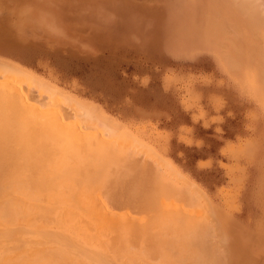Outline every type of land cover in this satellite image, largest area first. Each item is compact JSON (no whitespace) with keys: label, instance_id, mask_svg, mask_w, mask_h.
<instances>
[{"label":"rangeland","instance_id":"obj_1","mask_svg":"<svg viewBox=\"0 0 264 264\" xmlns=\"http://www.w3.org/2000/svg\"><path fill=\"white\" fill-rule=\"evenodd\" d=\"M256 1L264 4L263 0ZM236 2L233 0H0V70L2 67L3 73L6 74V70L7 74L13 72L12 75L18 76L14 74V68H16V73L23 72L29 78L37 80L34 83L30 82L29 85L26 84L28 82L22 81L25 85L22 86L26 88L29 86L28 89L32 86L33 93L30 90L27 93L26 89L25 91L22 89L28 97L29 93L33 94L27 98L29 100L31 98L32 101V96L38 97L39 99L34 98L32 103L35 101L39 105L41 102L38 100L48 103L50 107L56 104V109L59 106L61 114V107L63 111L68 108V114L73 115L71 119L84 112L88 115L90 112L91 118L93 115L100 114L102 118V120L100 117L98 119L102 121H99L100 125L119 126L120 129L119 127L117 129L136 139L142 147L144 145L151 155L155 154L157 157L154 158L155 162L159 160L162 163L157 162L154 166L159 163L158 166L161 167L158 170L164 172L163 176L170 177L172 182L174 179L176 185L185 186L186 190L191 192L192 196L188 198V202L184 199L186 196L183 193L181 195V197L184 195L183 199L174 195L179 198L173 199L174 201L180 200L179 203L184 204L175 203L174 205L173 200L170 199V202L167 198L169 195L166 190L168 187L169 189L173 187H170L171 182L169 183L167 179L165 180L168 181L167 188L159 185L161 190L166 191L167 197L163 199V193H161V201V198H157L159 202L157 199L154 201L156 203L152 201L154 203L152 205L158 206H156L157 210L152 208L151 211L149 207L152 205L149 207L148 204L144 205L146 206L144 208L143 202L136 201L139 205L142 204V207L138 206V208L136 207L138 204L131 202L135 207L132 209L134 212L130 211V207H127L132 205L129 203V198L127 199L129 204L125 203L127 200L124 205L119 201L121 209L129 208L126 211L128 217L117 203L119 208L108 207L107 211L112 213L108 214L114 215L111 216V221L110 217L106 216L113 225L108 229L121 226L120 222L118 223L121 219V224L127 223L125 225L127 229H129L128 222L131 221L133 225L137 224L140 230H144L140 231V235L146 232V235L143 234L139 236L140 239L137 238L139 241L134 238L137 244L130 242L138 251L136 253L132 250L135 256L137 255L136 258L145 256L144 259L142 258L144 263L135 256L132 259H123L121 256L119 260L115 258L116 261L128 263L131 260L130 264H133V261H135L134 264H168L167 262L170 264L185 262L215 264L216 260V264H264V79L256 63L258 59H256L255 45H252L251 50L247 48L249 45L246 40L251 45L253 42L256 44L257 39L255 40L249 30L246 16L242 15L240 9L238 10L239 3L236 8ZM259 10L262 13V10ZM254 65L257 67L254 68ZM11 67L14 71H11ZM3 73L0 71V74ZM0 79H2L0 82L5 80L3 77ZM32 83L37 87H33ZM39 84L42 85L39 86ZM40 87L44 90L47 88V93H43ZM48 88L53 90L52 92L50 90V94H48ZM53 92L55 93L51 95ZM56 93L59 95L58 98H61L59 102L55 97ZM60 95L66 99L65 101L69 99V102L76 103L72 104L75 109H72L73 106L69 103L70 106L68 102L64 105L65 102ZM50 100H54L55 103L54 101L50 103ZM77 103H80V107ZM82 105L84 107H81ZM80 109L83 113H80ZM75 111L80 114L77 112L75 114ZM64 113V116L68 115ZM97 117L94 116L93 120ZM98 120H95L96 123ZM139 155L144 157L140 156V159L144 161L145 158L149 159L148 154L139 153ZM151 160L153 159L150 158L148 162L140 161L139 164L149 163ZM17 166L20 167L16 164ZM23 166H27L30 170L26 172V175L30 173L29 176H32L35 173H32L31 166L22 165V168ZM11 167V175L15 176H12L13 181L18 177V181L15 182L18 185L25 184L26 182L19 183V181L28 179L25 176L24 178L23 174L21 176L18 174L24 169L25 175L27 168H13V165ZM40 170L41 168H39L40 173H46V169ZM50 172L51 170L49 172L47 170L49 177L46 176L47 174L43 175L46 179H43L40 174L37 177L40 176L41 179L35 177L37 174L33 175L34 179L36 178L33 179L34 182L42 180L39 181L40 184L35 182L38 187L40 186L39 190L45 191L50 186L49 190L53 191L49 194L47 189L46 193L42 191L43 195L42 192L39 193L38 198L37 196L34 198L38 200L41 194L37 205L41 200L54 197L60 192L61 187L70 191L69 183L67 186L61 185L60 188L58 185L55 186L58 183L55 181L54 185L50 179L55 171ZM8 174L10 172H6L5 176ZM167 174H170L169 177ZM173 175L175 178H172ZM46 180L50 182L45 183ZM31 183L34 185L31 181L28 185ZM45 184L48 185L46 189ZM148 186L150 188V185ZM35 188H33L34 191ZM28 189L31 191V188L28 187ZM149 191L152 192V190ZM153 193H155L154 190ZM193 193L198 197L193 198ZM52 194L53 196L49 197ZM146 196L139 197L138 200H145ZM164 200L170 203L166 204ZM200 207H202L201 211ZM143 208L144 211H142ZM116 209L124 213L122 217L117 215L120 212ZM188 210L189 213H187ZM140 211L146 215L140 214ZM170 211L176 212L175 214L178 212V216L172 213L175 217L173 218ZM181 212L186 215L181 214L182 217L178 218ZM188 214H190L189 217L195 218L193 221L191 217L192 221H188L189 223L194 224L203 219L202 221L207 224L202 221L197 222V229L194 228L195 225L193 227L189 223L185 224ZM135 215L138 216L135 219L136 222L133 219ZM52 216L48 217V225L40 223L37 226H54ZM176 218L178 221L173 220ZM125 219L128 222H124ZM179 220L184 222L182 226ZM212 220L215 223H211ZM175 221H177L176 224ZM171 224L177 225L176 228L173 229ZM187 224L195 230L187 231ZM124 225L122 226L125 227ZM121 228L119 231L118 228L112 232V236L110 235L108 239L114 246L119 244L124 249L129 243L126 242L123 247V242L119 240L123 239L120 234ZM147 228L149 229L146 230ZM178 228L182 229L184 234L180 230L177 231ZM169 229L173 232L170 233ZM213 231L216 236L213 235ZM115 232L122 238L115 235ZM186 233L190 234L191 238ZM177 234L180 235L177 236ZM195 235L201 239L203 235L209 242L202 243L200 240L201 245L198 244L199 241L195 244V241L200 239H197ZM116 236L117 240H115ZM179 237L185 238L182 244ZM141 239L147 241H141ZM176 240H179L178 243ZM114 241L121 243H114ZM65 242L59 255L65 261L72 262L73 257L70 254L73 246L68 242L66 245ZM175 242L179 246L184 244L185 249L180 250L183 247L180 248ZM147 243L148 245L151 243V246ZM19 244L21 243L17 241L10 246L13 248ZM168 244H172L170 245L172 249ZM205 244L206 246L210 244L208 249L205 248ZM139 249L142 250V255L138 254L141 252ZM206 249L210 252L208 253ZM1 252L0 245V254ZM180 252L183 255L179 256ZM187 252L191 254L192 259ZM14 255H17V252ZM180 257L186 258L183 260ZM63 258H60L62 262H64ZM60 259H58L59 264Z\"/></svg>","mask_w":264,"mask_h":264},{"label":"bare ground","instance_id":"obj_2","mask_svg":"<svg viewBox=\"0 0 264 264\" xmlns=\"http://www.w3.org/2000/svg\"><path fill=\"white\" fill-rule=\"evenodd\" d=\"M233 1L236 2L237 0H233ZM254 1H256V0H239V2H236V4L235 3L234 4L236 5V8L240 4L239 5L240 8L238 7V10L240 9L239 11L242 12V15L246 16V17L245 16L244 17H245V19L247 18V22H248L247 24L249 26V30H250L251 34L255 37V40L257 39V43L255 44V42H253L251 45L246 40L247 44L249 45L247 48L251 50L253 48L252 45H255L254 48H255V53H256V59H258V62H256V63L258 64V68L262 71V73H263L262 76L264 79V15H263L264 14V7H263L264 4H261L258 1H256V2H254ZM257 3H258V5H257ZM256 6H258V7H256ZM259 6H260V8H259ZM262 7H263V9H262ZM208 8H210V7L208 6ZM258 8L262 10V13L260 12V10ZM232 30H233V28H232ZM235 31H236V29H235ZM238 31H240V30H238ZM236 33H237V31H236ZM232 34L236 35L235 33H232ZM234 39H235V37L233 38V40ZM238 40H240V39H238ZM249 41L251 42V40H249ZM258 42H260V43H258ZM236 50L238 51V49H236ZM234 52H235V50H234ZM236 53H238V52H236ZM237 56H238V54H237ZM236 62H238V61H236ZM5 66H7V65H5ZM253 67L255 68L257 66L254 65ZM11 68H10L11 71L15 70L14 74H18L19 77L16 75H12L13 72H12V74H11V72H9L7 74L6 70H5L6 74L3 73L4 68L2 70V67L0 70L3 73V74H0L1 75L0 77H3L5 79L4 80L5 82L4 81L0 82V170H1L0 171V245H1V250H2V252L0 254V256H1L0 257V264H59L58 259L63 258L62 256L59 255V251L62 249L63 243L65 241H66L65 243L68 242V243H70L71 246H73L72 252L70 254L71 257H73V258L71 260L72 262L65 261L64 258H63L64 262H62V259H60L62 264H64L65 262H67L69 264L70 263L71 264H130L129 262L131 260H129V262L127 263V262H122V261H120V262L116 261L115 258L116 259H118L119 257L120 258L123 257V259L124 258L125 259L134 258V256H135L134 252L137 253L138 251L135 250V248L132 246L133 243L130 244V242L136 243L137 241H139L138 239H140V237L143 234L146 235L145 234L146 232L143 233L142 235H140L141 232H143L144 230L143 231L140 230L139 227L137 226V224L133 225L131 221L128 222L126 219L124 222H126V221L128 222L129 229H127L125 226V225H127V223H125V225L121 224L122 223L120 221L121 219H119L118 216L121 215V217H122L124 213L121 212V210H123V208L121 209L122 206H120L119 201L122 202L123 205L125 203H128V200L130 201L129 203L133 202L134 204L135 203L138 204V203L143 202L142 203L143 206L148 204L147 206L149 207V205L156 203V202H154V201H156L155 199L161 198L160 201L162 200V197H161L162 194L161 193H163L162 196H163V199H165L167 197V194L165 193L166 191L169 195L167 197L169 201H170V199H171V201L173 199H176V200L179 199V198L175 197L177 195H178V197H180V199H183L182 197H184V195H185L186 197H184V199L187 202L189 201L188 198H191V196H192L190 194L191 192L187 191L185 186L182 187V185H180V184L176 185V182L174 181V179H173V182H174L173 183L171 178L168 176L170 174H167V176L169 178H167L166 175L163 176L162 173H164V172H161L160 169L158 170V168L161 167V166L159 167L158 165H159V163H162V162H159V160L157 159L158 160L157 162H159V163L157 166H154V164L157 163V162H155L156 160L154 159V158H157L155 156V154L152 153V155H151L150 152L146 148H144V145L142 147V144L137 142L136 139L130 137L128 133H126V134H128V136H127L123 132H121V130H119L120 129L119 126L114 127L113 125H110L113 127H108V125H107V127H105V126H103V124L100 125V123H99L100 120H98L100 117V114L99 115H93V118H91L92 115H90V112H89L90 116L88 114H85V112H84V114H82L83 115L82 116L80 114V113H83V111L81 109H80V113L77 112V111H79L78 108L80 107V103H77V104H79V107L76 108L77 111H75V114L77 112L80 115L75 116V114L73 113L75 118L71 119L73 115L71 113L68 114V112H67L68 108L65 111H63V108L61 107V110H62V114H61L60 113L61 112L60 107L58 106L59 110L56 109L57 108L56 104L54 105V107H52V106L50 107V105L48 103H44V101H42V100H38L39 102H41L40 103L41 105H39L35 101H34L35 103L34 102L32 103L34 98H36V100H37L38 97L32 96L33 100L31 101V98L29 100L28 98L31 97V95H33L32 94L33 92L31 91L32 86H31V89H28L29 86L26 85L27 88L24 87L25 85L22 83V81L28 82L26 84L29 85V84H31L30 82L34 83L37 80L35 81L31 77L29 78V76L25 75L22 71L21 72L24 74V76L19 71L16 73V68H14V70H13V67H11ZM6 69L10 70L8 68H6ZM0 80H2V79H0ZM32 80H34V81H32ZM33 83H32L33 87H37L36 84H33ZM22 85H24V86H22ZM41 85L39 84V86H41ZM43 88H45L44 85H43ZM43 88L40 87L41 91L43 93H45L47 88L45 90ZM22 89H24V91L26 89L27 93L30 90L32 93H29L30 96L28 97V96H26L28 94L24 93V91H22ZM50 90L48 88V94H50L53 91V90H51V92H50ZM54 93L55 92H53L51 95H53ZM56 94L57 95L55 97H56L57 101L59 102V100L61 98L59 97L60 98L59 99L58 93H56ZM63 98L64 97H62V101L65 102L64 105H67L66 102H68V104L70 103L71 105L76 104V103H71L72 101L69 102V99H68V101H65L66 99H63ZM52 101H54V100H50V103ZM54 103H55V101H54ZM62 104H63V102H62ZM60 105H61V103H60ZM75 106H77V105H75ZM81 107H84V106L82 105ZM86 107H88V106H86ZM73 108L75 109L74 106L72 107V109ZM85 108H82V109H85ZM63 112H65V113L67 112L66 114H68V115L64 116ZM69 115L70 116L72 115V116L70 117ZM66 116H67V118H65ZM94 116L95 117L98 116L95 120H98L99 124L96 123L97 121L93 120ZM100 119L102 120L101 117H100ZM100 122H102V121H100ZM118 127H119V129H117ZM139 153H141L142 155H143V153H145L146 155L148 154L149 159L150 158L153 159V160L149 161V163L151 162V164L149 165V163H147L149 160L147 158H145L146 159L145 161H147L146 162L147 164L143 163V162H141L139 164L140 161H144V160L140 159L141 155H139ZM138 156H139V158H138ZM142 157L143 156H141V158ZM136 158H137V160H135ZM138 159H140V160H138ZM16 164L20 165L21 169L27 168V171L25 170V175H24V169H23V171L21 170V173L19 172L20 174H18V176L19 175L21 176L23 174V177L25 176L28 180L25 179L24 181H19V183L20 182L21 183H23V182L27 183V181L30 180L31 182L34 183V185L31 183L32 186L30 187L31 184L28 185V183L30 181L27 183L28 186L26 185L27 188H26V186H24L26 183L22 184V185H18L17 182H15V181H18V177L16 178V180L14 179V181H13V178L15 176L11 175L12 174L11 173L12 172L11 166L13 165V168L19 167V166L16 167ZM144 164H146V165H144ZM22 165L31 166V168L33 170L32 173L35 172L34 174L35 175L37 174L35 177L40 178V179H41V177H43V179H46V176L49 177V175L47 174V170H48V172H49V170H51V172H52V170L55 171V173L51 174V176H50L51 181L54 182V183L53 182L52 183L54 185L56 183H58L55 186L58 185L59 188L61 187V185L67 186L69 183V185H71L70 191L64 190V189H62L63 187H61L60 188L61 190L59 189L60 192L56 193L54 197H52L51 199H47V200L46 199L41 200L39 202V205H37L38 200L41 199V194H40V198L38 200H36L34 198L36 196H37L36 198H38L39 193H41L42 191L46 193L47 189H48V192L50 194L52 189L50 191L49 190L50 186L47 187L48 185L45 184L46 186H44V188L46 189V187H47V189L44 191L43 187H41L43 190H39L40 186L38 187V184H40L39 181L41 182L42 180L35 181L36 183L38 182V184H35L34 180L36 178L34 179V176H33L34 174H32L33 177L29 176V175H31L30 173H29V175L28 174L26 175V172H28L30 170L27 166L26 167L23 166V168H22ZM7 166H10V167H7ZM4 167H5V169H4ZM34 167H35V169H37L36 171H34L35 170ZM38 167L41 168V170L46 169L45 170L46 173H43V172L40 173ZM2 169L5 170L4 173L2 172L3 171ZM6 169H7V171H6ZM6 172H8V173L10 172V174H8L9 176L8 175L5 176ZM169 173H170V171H169ZM39 174H40V176L41 175L42 176L37 177ZM44 174L45 175L47 174L45 176V178L43 176ZM12 176H14V177L12 178ZM27 176H29V177H27ZM173 176L174 177H172V178H175V175H173ZM30 177H32V178L29 179ZM167 179H168L169 183L171 182V184H172V185L169 184L170 187L173 186L174 188L172 187L171 189H169V187H168L169 185L166 186V183H168V181H165V180H167ZM19 180H21V178ZM49 180H46L45 183L50 182ZM55 181H56V183H55ZM180 182H178V183H180ZM14 183H16V184H14ZM113 183H116V184H113ZM42 184L43 183H41V185ZM111 184H112V186H111ZM174 184L177 187V189L174 186ZM148 185H150V188ZM159 185L165 186L166 188L168 187V189L165 191L163 189L164 187H162V189L164 190L163 191V190H161ZM151 186H153L154 188L153 187L151 188ZM28 187L31 188V191L28 189ZM34 187H36L35 188L36 192L33 189ZM37 187H38V189H37ZM145 187L146 188L148 187L149 189L147 190ZM57 188L58 187H56V189ZM143 188H145L144 190H146V191L141 190ZM149 190H152V192ZM153 190L155 193H153ZM174 191H176V192H174ZM180 191H181V194H180ZM37 192H38V194H36ZM43 192H42V195H43ZM171 192H173V193L171 194ZM177 192H178V194H177ZM182 193L184 195L181 197ZM164 194H165V196H164ZM46 195H48V194H46ZM144 195H147L146 196L147 198L145 200L150 198L149 200H147L148 202L147 201L145 202L144 199H142L143 201L138 200L139 197H142ZM193 195H194L193 198L198 197V195L195 193H193ZM195 195H197V196H195ZM51 196H53V194L49 195V197H51ZM124 198H126V199L123 200ZM159 199H157L158 202H159ZM121 200H123V201H121ZM126 200H127V202H125ZM136 201H139V202L137 203ZM166 201H165L166 204L171 202V201L170 202H168V201L166 202ZM179 201L176 202L173 200L172 202H174V205H175V203L178 205ZM196 202H197V200H196ZM116 203L120 206V209H121L120 211L116 209L117 212H120V214L117 213V215H118L117 218L119 219L118 223L120 222L121 226H118L119 229L116 227V229L113 228L110 230L108 228L113 227V225L110 224L111 223L110 221L112 219L111 216H114V215H109L108 213H111V212H109L107 210H108V207H110V206L111 207L115 206V208L116 207L119 208V206ZM133 203H131L133 205V208H132V205H129V206L127 205V207H130V209L127 208V210L129 209L130 211H133L132 209H134V207H135ZM142 204L141 205L138 204V205H136V207H138V206L142 207ZM179 204H182V203L180 202ZM201 204H203V203H201ZM182 205H184V204H182ZM156 206H157L156 204L152 205V206H150L151 208L149 207V209H151V211H152L153 210L152 208H156ZM125 207H124V209H126ZM145 207L146 206H144V208ZM160 207H161V205H160ZM198 207H196V208H198ZM144 208L142 211H144ZM201 208L202 207H200V211H201ZM192 209L194 210L195 208L192 207ZM127 210H123V212L124 211L126 212ZM156 210H157V208H156ZM156 210H155V212H156ZM112 211H114V209ZM130 211H129V213L131 214ZM142 211H140V214L141 213L144 214V212H142ZM158 211H160V210H158ZM164 211L166 212V210H164ZM172 211H174V210L172 209ZM185 211H187V209ZM195 211H197V209H195ZM207 211H209V210H207ZM145 212L147 213L148 210ZM113 213L115 214V212H113ZM129 213H128V215H129ZM156 213L158 214V212H156ZM170 213L172 215L173 212L170 211ZM175 213L176 212H174L173 215L174 216L176 215V217H177L178 212H177V214H175ZM187 213H189V210ZM125 214L127 216V212ZM181 214L183 215L182 212L179 215H181ZM49 215H53L52 217H53L54 222L53 221L52 222L54 223V226H51V227L37 226L40 223H43L44 225L45 224L48 225L47 222H48ZM145 215L146 214H144V216ZM173 215H172V217H173ZM182 215L179 216L178 218L182 217ZM184 215H186V214H184ZM106 216H108V218L110 217V221H108V218H106ZM126 216H125V218L128 217V216L127 217ZM189 216H190V214H188V216H186L189 218V220L187 218V220H186L187 222H185V220H183V218H182V220L185 222V224L189 223L188 221H192L191 217L193 218V216H191V217H189ZM194 216H196V215H194ZM200 216H199V218H200ZM135 217H133L134 220L137 219L138 216L135 215ZM143 217H142V219H143ZM173 218H175V217H173ZM142 219H139V220L142 221ZM194 219L195 218H193V221H194ZM114 220H117V219L114 218ZM173 220H177V218L173 219ZM198 220H200V219H198ZM202 220L203 219H201L200 221H202ZM141 221H139V222H141ZM177 221H175V224ZM183 221L179 220L181 226L184 223ZM200 221H196V223L193 222L194 224H191L192 222H190L189 225H191V226L195 225V227L194 226L193 227L197 229V227H196V226H198L197 222L200 223ZM212 221L213 222H211V223H215L214 220H212ZM115 222H117V221H115ZM135 222H136V220H135ZM159 222H160V220L158 218V223ZM203 223L207 224V222H205V221ZM141 224L143 225V222ZM152 224H155V223H152ZM180 224H178V225L180 226ZM49 225H50V222H49ZM117 225H119V224H117ZM122 225H124L125 227H123ZM142 225H140V226H142ZM163 225H166V224L163 223ZM189 225L187 224L188 227L185 226V227H187L186 228L187 231L188 230L191 231V229H193ZM167 226H168V223H167ZM171 226L174 229V227L176 228L177 225L174 226L173 224H171ZM206 226H208V225H206ZM31 228H32V230H31ZM120 228H121V232L123 231V233L120 232V234H122V236H123V239H119V240L121 242H123L122 243L123 245L126 244V242L129 243L126 247H125V245L123 246V247H125L124 249L121 248V246L119 244L114 246V244L113 243L111 244L110 243L111 241L108 239L112 236V234H113L112 232H114L117 229L119 231ZM123 228H125V229H123ZM144 228L145 227H143V229ZM156 228H158V227H156ZM148 229L149 228H147L146 230H148ZM152 229L154 230L155 228H152ZM186 229H185V232H186ZM208 229H210V228H208ZM213 229L215 231L216 227ZM135 230H137L136 233H135ZM179 230L182 232V229L178 228L177 231H179ZM193 230H195V229H193ZM214 231H213V235L216 236V233ZM172 232L173 231H171L170 233H172ZM182 233L184 234V231ZM118 234H119V232H118ZM186 234L188 235V233H186ZM211 234H212V232H211ZM115 235H117L116 232H115ZM115 235H113V236H115ZM136 235H138V236L136 237ZM178 235H180V234H177V236ZM117 236L122 238V236H119V235H117ZM117 236L115 237V240H117V238H118ZM204 236H205V234H204ZM168 237H167V239H168ZM192 237H193V235H192ZM134 238H135V240L138 238L137 241H135ZM189 238H191V237L189 236ZM196 238H197V236H196ZM199 238H197L199 240L195 241V244L198 241H199L198 244H200L201 242L202 243L207 242L206 238H204L203 235H202V239H201V237H199ZM144 239H145V237H144ZM183 239H185V238H183ZM183 239H181V238L179 239V240H181V242H180L181 244H182ZM142 240L143 239H141V241ZM149 240H150V238H149ZM169 240H167V242ZM200 240H201V242H200ZM17 241L20 242L21 244L17 245V247L11 248V246L14 244V242H17ZM120 241H116V242L114 241V243H117V242L121 243ZM143 241H147V240H143ZM161 241H162V239H161ZM164 241H165V239H164ZM178 241H177V243H178ZM68 243L66 245H68ZM170 243H171V241H170ZM183 243H184V241H183ZM136 244H134V245L137 248ZM142 244H143V242H142ZM184 244L186 245V243H184ZM184 244H183V246H185ZM129 245H131V247ZM140 245H141V243H140ZM147 245H148V243H147ZM152 245H153V243H152ZM170 245H172V244H170ZM170 245H169V248L171 247ZM207 245L208 246H206V244H205L204 246H205V248L207 247V249H208L210 244H207ZM148 246H151V243ZM177 246H179V245L177 244ZM183 246L180 245L179 247L182 248ZM204 246L202 245L201 247L203 248ZM64 247L66 248V246H64ZM132 247L134 249H132ZM29 248H31L32 250H30ZM175 248H176V246H175ZM192 248H193V246H192ZM171 249H172V247H171ZM173 249H174V247H173ZM184 249L185 248L183 247L180 250H184ZM187 249H188V247H187ZM132 250H134V252ZM139 250L141 252L138 254L142 255V250L141 249H139ZM174 250H173V252H174ZM204 251H205V249H204ZM15 252H17V255H14ZM163 252H165V251H163ZM202 252H203V250H202ZM207 252H208V250H207ZM217 252H218V255H220L219 251H217ZM181 253L182 252L178 253V254H180L179 256L183 255V253L182 254ZM187 253H189V252H187ZM193 253H195V252H193ZM117 254L120 256L117 257L116 256ZM178 254H177V256H178ZM212 254H214V253H212ZM136 256H135V258H136ZM187 256H189V255L187 254ZM198 256L200 257V255H198ZM139 257H137V258L141 259L140 261H142V258L144 259L145 256L144 257L142 256V258H139ZM189 257L191 258V254ZM180 258L183 259V257H180ZM180 258H179V260H180ZM196 258L197 257H195V259ZM206 258L208 259V257H206ZM213 258L215 259L216 257L214 256ZM218 259H219V257H218ZM168 260L169 259H167V261ZM202 261H204V260L202 259ZM133 262L135 263V261H133ZM216 262L217 261L215 260V264H216ZM167 263L170 264L169 262H167Z\"/></svg>","mask_w":264,"mask_h":264}]
</instances>
